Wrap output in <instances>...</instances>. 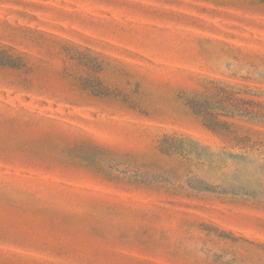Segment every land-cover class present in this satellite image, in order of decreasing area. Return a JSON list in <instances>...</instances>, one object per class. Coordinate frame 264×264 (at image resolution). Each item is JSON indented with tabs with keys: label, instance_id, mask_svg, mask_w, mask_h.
<instances>
[{
	"label": "rangeland",
	"instance_id": "obj_1",
	"mask_svg": "<svg viewBox=\"0 0 264 264\" xmlns=\"http://www.w3.org/2000/svg\"><path fill=\"white\" fill-rule=\"evenodd\" d=\"M0 264H264V0H0Z\"/></svg>",
	"mask_w": 264,
	"mask_h": 264
}]
</instances>
